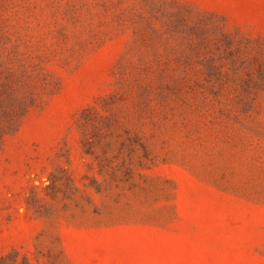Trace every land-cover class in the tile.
Listing matches in <instances>:
<instances>
[{"label": "rangeland", "instance_id": "1", "mask_svg": "<svg viewBox=\"0 0 264 264\" xmlns=\"http://www.w3.org/2000/svg\"><path fill=\"white\" fill-rule=\"evenodd\" d=\"M0 264H264V0H0Z\"/></svg>", "mask_w": 264, "mask_h": 264}]
</instances>
